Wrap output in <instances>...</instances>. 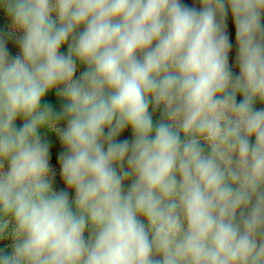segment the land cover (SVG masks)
Listing matches in <instances>:
<instances>
[{"label":"clouds","instance_id":"obj_1","mask_svg":"<svg viewBox=\"0 0 264 264\" xmlns=\"http://www.w3.org/2000/svg\"><path fill=\"white\" fill-rule=\"evenodd\" d=\"M0 14V264H264V0Z\"/></svg>","mask_w":264,"mask_h":264},{"label":"rangeland","instance_id":"obj_2","mask_svg":"<svg viewBox=\"0 0 264 264\" xmlns=\"http://www.w3.org/2000/svg\"><path fill=\"white\" fill-rule=\"evenodd\" d=\"M185 2L188 5H190V6L192 5V0H185ZM228 30H229L230 39L232 40L233 45H234L235 28H234V24L231 21V17H229V20H228ZM9 50H10V53L12 55H15L16 52H17V48L13 44H12L11 48H9ZM234 54H235V48L233 47V50L230 53V63H232L233 60H234ZM236 70L237 69H234V71H236ZM20 123L21 122L18 120L17 121V125L19 126ZM128 137H130V131L126 130L121 135L120 139H124V138H128ZM49 138L52 139V141H53L52 148H51V152H52V161L51 162L57 168V178H56V184H55V186L57 188H61V187H63V182L60 180L59 175H58V164H57V160H56L57 153L60 150V145H59V142L55 139V137L52 136L51 134H49Z\"/></svg>","mask_w":264,"mask_h":264},{"label":"trees","instance_id":"obj_3","mask_svg":"<svg viewBox=\"0 0 264 264\" xmlns=\"http://www.w3.org/2000/svg\"><path fill=\"white\" fill-rule=\"evenodd\" d=\"M3 24H4V19H3L2 14H0V26H3ZM11 46H12V44L10 43V44H9V48H11ZM46 100H48L49 102H53V103L56 102V98H55V96H54L53 93H50V94L46 97ZM258 106H260V105H258Z\"/></svg>","mask_w":264,"mask_h":264}]
</instances>
